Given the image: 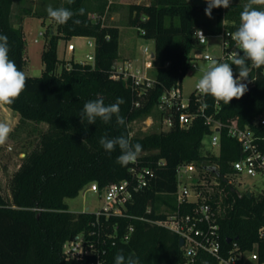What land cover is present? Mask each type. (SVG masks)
<instances>
[{
  "label": "trees",
  "instance_id": "16d2710c",
  "mask_svg": "<svg viewBox=\"0 0 264 264\" xmlns=\"http://www.w3.org/2000/svg\"><path fill=\"white\" fill-rule=\"evenodd\" d=\"M247 3L248 0H242L231 3L227 9L213 8L215 23L212 27H204L209 31L219 30L226 17L234 21L231 28L237 30L240 13ZM13 5L14 0H0V34L8 38L9 58L24 72L26 38L23 27L15 26L12 21ZM61 6L74 13L84 8L85 14L74 15L66 24H57L55 32H50L42 52L43 74H26L25 90L12 105H6L20 114L21 122H44L47 128L12 174L10 197L0 191V264H78L64 255V243L73 235L96 229L93 226L96 214L71 211L66 199L76 197L92 182L104 187L132 179V164L121 166L116 162L121 154L119 147L109 153L99 143L102 137L121 135L133 144L142 145L139 164L153 169L154 176L148 186L133 192L125 215L112 216L108 221L101 217L103 224L111 227L116 224L119 228L115 244L109 239L103 254L106 264H115V257L121 251L125 257H138L140 264H218L207 252H200L194 261H189L176 232L140 219H162L164 205L171 210L177 207L174 192L179 163L195 161L204 166L208 160L220 164L222 245L225 249L233 241L242 248L256 245L264 259V231L262 235L259 232L264 227V191L240 194L226 182V175L233 171L231 162L242 155L236 139L223 131L220 154H212L204 143L210 128L203 118H197L189 127H182L175 121L168 130L130 135L129 123L154 113L163 90L179 83L188 73L194 31L203 26L202 12L207 5L199 6L192 0H148L128 5L129 24L139 31L144 29L145 34L141 35L154 39L160 63L156 81L142 94L140 86L112 76L114 63L120 58V28L107 24L102 18L108 9V0H74L71 4L65 0ZM254 7L264 10V6ZM93 14L97 15L95 19ZM74 36L95 39V61L72 60L71 68L67 69L65 60L58 57V42L60 38ZM59 67L61 72L57 73ZM262 68L264 66L259 67L254 85L242 98L233 99L228 105L219 102L218 117L244 126L252 124L264 111ZM98 97L103 98L105 105L115 103L117 98L123 99L120 115L125 118V125H118L115 116L108 123L100 118L95 124H88L86 117L81 121L84 104ZM207 100L209 111H212L216 100L210 95ZM256 131L264 136V126ZM130 224L135 230L129 240H122Z\"/></svg>",
  "mask_w": 264,
  "mask_h": 264
},
{
  "label": "built area",
  "instance_id": "2783aa9c",
  "mask_svg": "<svg viewBox=\"0 0 264 264\" xmlns=\"http://www.w3.org/2000/svg\"><path fill=\"white\" fill-rule=\"evenodd\" d=\"M112 0H108L111 4ZM95 15L93 14L92 17ZM234 21L224 17L219 30L209 31L204 26H198L194 31V47L189 53V69L199 70L203 73L212 60L217 62L231 63V53L240 51L235 41L231 39V28ZM203 33L201 36L200 32ZM145 34L144 29H140ZM41 34H44L41 32ZM89 45L94 48L93 53L87 55V60L82 62L95 61V39L91 38ZM145 54V65L143 68L136 65L132 58L118 59L113 66L112 76L116 79H123L133 86H140L139 93L151 87L156 81V76H150L152 69H158L160 63L157 60L155 50L148 46L143 48ZM204 63L205 66L201 64ZM168 64V63H167ZM67 69L71 63L65 62ZM234 77L238 76L239 70L235 65L231 66ZM249 67L248 88L254 85L259 68L254 67L251 62ZM61 72L59 67L56 71ZM264 73V68H262ZM202 76V75H201ZM196 80L193 90L184 94L182 80L176 85L166 88L160 94L158 102L154 107V113L147 116L146 127L158 124L160 130L170 129L175 121L182 127L191 126L197 118H203L210 128L206 137L210 138L207 146L211 153L219 156L221 150V137L223 131L234 139L241 146L242 155L239 159L231 162L232 172L226 175V182L238 192L253 191L249 187L242 188L238 178L243 175L263 176L264 175V136L257 133L256 129L264 126V111L257 115L252 124L241 126L237 121L226 122L217 116L219 102L216 101L214 109L209 111L207 95L201 94L196 88ZM139 104V102H137ZM139 118L132 120L137 122ZM158 122V123H157ZM145 128V127H144ZM130 135L134 133L130 130ZM208 160L204 166L195 161H183L177 166V188L174 192L177 207L171 210L167 205L163 206L162 212L165 216L162 219L154 220L140 217L151 223L161 225L176 232L184 240L181 248L189 261H194L200 252H207L217 259L218 264H264L256 245L253 248H242L240 244L233 241L232 245L225 249L221 243L220 216L222 211V180L220 179V164L217 161ZM132 179H124L119 182H112L100 187L97 182L87 185L88 191H94L101 195L103 206L96 214L93 226L97 227L89 232H81L69 238L63 246L64 255L68 259L76 260L78 264H106L103 254L106 253L109 239L115 244L118 236V225L112 227L101 222V217L108 219L112 216H123L126 214L128 203L132 200L133 192L144 189L149 185L150 179L154 176V170L149 167L140 166L139 160L132 164ZM240 192V194H241ZM150 210V208H149ZM85 211H89L86 208ZM135 230L133 224L128 225L121 236L122 240H129ZM264 227L259 232L262 235Z\"/></svg>",
  "mask_w": 264,
  "mask_h": 264
},
{
  "label": "clouds",
  "instance_id": "9594fccd",
  "mask_svg": "<svg viewBox=\"0 0 264 264\" xmlns=\"http://www.w3.org/2000/svg\"><path fill=\"white\" fill-rule=\"evenodd\" d=\"M69 4L74 0H67ZM205 14L211 18L213 8H229L231 0H206ZM254 6H264V0H248L243 11L240 13V23L237 30L231 33V39L235 41L237 49L233 51L228 62L212 60L203 71L196 88L201 94L212 96L217 102L222 101L228 105L233 99L242 98L248 91L250 61L254 67L264 66V10H258ZM47 15L59 25L66 24L74 15H84L85 9L80 8L77 13L66 7L53 8L48 6ZM74 23H79L74 20ZM199 31V30H198ZM201 36L203 33L199 31ZM232 65L239 70L238 76L234 77ZM26 74L17 68L13 60L9 58L8 38L0 34V105H12L26 88ZM251 82V81H249ZM124 101L117 98L116 102L105 105L102 97L90 100L84 104L81 113V121L86 117L88 124H95L100 118L105 123L116 117L118 125H125V118L120 115V105ZM12 128L7 122H0V145H4ZM84 140L82 141V143ZM105 151L111 153L119 147L121 154L117 157V163L121 166L134 164L140 153L142 145L131 143L129 138L121 135L115 138L102 137L99 141ZM115 264H140L139 258L127 256L121 251L115 257Z\"/></svg>",
  "mask_w": 264,
  "mask_h": 264
},
{
  "label": "rangeland",
  "instance_id": "374dc122",
  "mask_svg": "<svg viewBox=\"0 0 264 264\" xmlns=\"http://www.w3.org/2000/svg\"><path fill=\"white\" fill-rule=\"evenodd\" d=\"M127 1L128 4H124L121 7L111 10L106 23L118 25L120 28V55L132 57L135 64L143 68L145 65L143 48L148 46L150 50H155V41L154 39L144 37L141 35L137 27L129 24L128 5L130 3L139 2V0ZM240 1L242 0H231V3H237ZM142 2H148V0H143ZM192 2L199 6L207 5L206 0H192ZM17 10V7H15V13L13 15V23L15 26L19 25L16 14ZM111 15H114V19H111ZM202 18V25L209 28L214 25L216 15L212 12V16L209 18L205 14V11H203ZM51 26L57 29V25L52 24ZM22 27L26 38V62L24 72L27 75L40 76L44 71L42 52L46 47L51 30L44 25L38 17L28 18L25 23L22 24ZM41 32L44 34H41ZM89 41L90 39L86 36H74L71 39L60 38L58 42V57L61 60H65L67 63L72 60H87V55L94 51V48L89 45ZM201 65L205 66L204 63ZM156 72V69H152L150 70L149 75L155 77ZM202 74L203 73L199 70L189 69L188 73L182 80L184 94H189L193 90L196 80ZM146 119H148L147 116L139 118L137 122H132L130 130L134 133V136L144 135L161 129L158 122V124H154L150 128L146 127ZM46 128L47 124L44 122H33L30 123V125H20L16 132L9 135L7 142L4 145H0V191L5 197H10L11 195L10 178L12 174L18 169L25 153L35 147L39 136ZM204 143L206 146H209L210 138L205 137ZM238 180L241 181L240 186L242 188L245 186L249 187L253 189V192L256 194L264 191V175H243L238 178ZM66 201L69 205V210L74 212H82L85 211L86 208H89L90 212H97L103 206L101 195L94 191H88L87 186L80 191L79 195L67 198Z\"/></svg>",
  "mask_w": 264,
  "mask_h": 264
},
{
  "label": "crops",
  "instance_id": "0c3cea01",
  "mask_svg": "<svg viewBox=\"0 0 264 264\" xmlns=\"http://www.w3.org/2000/svg\"><path fill=\"white\" fill-rule=\"evenodd\" d=\"M140 1H143V0H139V2ZM64 2L65 0H14L13 11H12V21H13V15L15 13L14 12L15 7H17L18 10L16 14L18 17L19 25L22 26V24H24L28 18L38 17L44 25L50 28L51 30L50 32H55L56 29L53 28L51 25L52 24L57 25V23H55L51 18L46 17L47 16L46 9L48 6H52L53 8H58L61 5H63ZM124 4H128V1L127 0H112V3L109 4L105 15L102 17L103 20L106 22L111 10L114 8L121 7ZM94 15H95L94 17L96 18L97 15L96 14ZM111 19H114V15H111ZM88 38L91 39V37H88ZM125 58H132V57L120 55L119 59H125ZM0 122L9 123V125L12 128V132L10 134H13L14 132H16L17 128L20 125H30V123H33V121L21 122L20 114L12 110L10 107L6 105H0ZM246 192L254 193L253 191H246Z\"/></svg>",
  "mask_w": 264,
  "mask_h": 264
},
{
  "label": "water",
  "instance_id": "95a60500",
  "mask_svg": "<svg viewBox=\"0 0 264 264\" xmlns=\"http://www.w3.org/2000/svg\"><path fill=\"white\" fill-rule=\"evenodd\" d=\"M229 241H231V240L229 239ZM183 243H184V240L182 238H180V245H183Z\"/></svg>",
  "mask_w": 264,
  "mask_h": 264
},
{
  "label": "bare ground",
  "instance_id": "6f19581e",
  "mask_svg": "<svg viewBox=\"0 0 264 264\" xmlns=\"http://www.w3.org/2000/svg\"><path fill=\"white\" fill-rule=\"evenodd\" d=\"M153 131V130H152Z\"/></svg>",
  "mask_w": 264,
  "mask_h": 264
}]
</instances>
